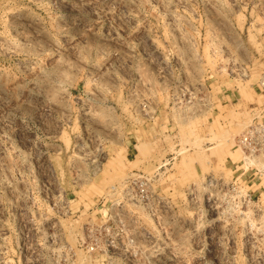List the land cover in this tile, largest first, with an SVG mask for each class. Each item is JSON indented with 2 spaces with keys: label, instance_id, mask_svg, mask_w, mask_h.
Here are the masks:
<instances>
[{
  "label": "rangeland",
  "instance_id": "1",
  "mask_svg": "<svg viewBox=\"0 0 264 264\" xmlns=\"http://www.w3.org/2000/svg\"><path fill=\"white\" fill-rule=\"evenodd\" d=\"M258 125L264 0H0V264H264Z\"/></svg>",
  "mask_w": 264,
  "mask_h": 264
},
{
  "label": "built area",
  "instance_id": "2",
  "mask_svg": "<svg viewBox=\"0 0 264 264\" xmlns=\"http://www.w3.org/2000/svg\"><path fill=\"white\" fill-rule=\"evenodd\" d=\"M261 135L264 138V126L258 125L255 127H252L249 129V131L243 136V138L240 140V144L245 149L250 148L251 151L258 150L257 147V136ZM131 186H127L130 188V190L134 191V186H136L138 193H141L143 195H146L147 189H146V183L142 178L135 177L130 182ZM128 192V190H126ZM129 193V192H128Z\"/></svg>",
  "mask_w": 264,
  "mask_h": 264
}]
</instances>
